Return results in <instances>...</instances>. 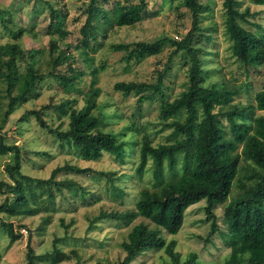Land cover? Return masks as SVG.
I'll return each mask as SVG.
<instances>
[{
	"label": "trees",
	"instance_id": "obj_1",
	"mask_svg": "<svg viewBox=\"0 0 264 264\" xmlns=\"http://www.w3.org/2000/svg\"><path fill=\"white\" fill-rule=\"evenodd\" d=\"M124 1L123 4L115 3L116 7H112L110 14L103 8V3L108 0H89L84 11L85 21L79 29L80 38L74 45H68L66 51L61 50L52 37L47 50H24L20 39L25 29L6 20V16L13 14L11 11L0 9L1 24L12 40L0 47V67L1 64L6 67V73L0 79V99L6 100L5 110L0 115V133L9 114L17 105L34 96L40 83L54 79L69 94L77 92V83L89 75L91 86L84 95L81 108L74 107L77 101L73 98L41 108V112L56 109L61 115L67 116L66 130L49 129L40 111H30L28 114L58 141L73 146L83 160L98 161L104 154H108L123 165L126 164L124 158L135 149L137 175H141L149 164L154 181L163 184L165 172L173 174L177 167L179 170L176 179L164 183L159 190L142 189L138 192L132 209L119 214L101 213L96 218L117 220L124 225L141 218L154 226L150 229L146 224L139 223L127 233L121 243L125 257L118 264H130L140 253L149 250H165L177 263L179 255L173 253L174 242L167 245L160 231L168 236H176L183 225L186 209L201 201L206 203L205 221L211 222L205 238L209 242L218 230L214 207L227 201L235 182L241 194L231 199L222 211L231 239L230 254L224 264H264V141L253 134V121L258 117L255 113L264 111V82L254 95V104L250 105L233 103L243 86L230 82L207 86L203 54L206 52V44L213 41L212 34L216 32L215 22L209 19L211 10L200 0H170L181 3L190 13L191 29L179 40L164 37L134 45L113 44V51L126 52L124 61L127 63L140 62L149 57L150 50L161 49L165 45L172 48L164 68L156 73L154 83L119 82L114 84L113 90L126 97L137 95V106L158 96L159 124L162 129L171 130L174 140L167 144L153 145L148 135H142L139 139L126 141L125 132L134 131L136 128L133 125L119 133L107 131L105 117L96 102L100 95V90L94 88L98 70L93 69V59L89 52L98 36H105L102 25L131 27L142 20L148 0ZM248 1L256 6H264V0ZM36 2L39 5L38 15L48 11L49 28L64 22V11L61 8L55 7L49 0ZM222 5L224 34L230 42L232 56L242 66L248 80L252 73L250 69L258 74L259 67L264 70V38L244 29L239 22L251 24L248 19L254 18L256 13L248 7L240 11L237 0H223ZM255 27L260 28L258 25ZM71 47L75 53H70ZM74 54H77L78 60ZM178 54L180 67L186 69L187 85L184 91L169 101L166 99L168 88L165 80ZM76 62H82L83 68L75 66ZM62 67L64 71L61 73L59 69ZM244 86L247 93L249 82ZM7 153L11 161L4 170L9 182H0V195H6L0 204V214L8 217L37 215L39 210L34 206L39 197L33 191L34 183L50 201L54 197L51 188L62 192L64 183L70 193L80 198L85 194L83 187L76 183L69 184L68 181L57 182L56 177L61 173L88 175L91 172L89 169L65 164L54 168L48 179L37 180L22 173L21 149L16 145H6L4 136L0 135V156ZM241 157L246 163L254 165L252 168L247 163L251 171L245 176L246 181L237 179ZM110 181L113 194L123 198V189L114 185L112 179ZM0 227L6 231L10 243L19 239L10 223L2 222ZM27 249L26 264H36L39 257L30 245ZM45 257L53 263L68 258L58 250ZM195 259L193 255L182 264H194Z\"/></svg>",
	"mask_w": 264,
	"mask_h": 264
},
{
	"label": "rangeland",
	"instance_id": "obj_2",
	"mask_svg": "<svg viewBox=\"0 0 264 264\" xmlns=\"http://www.w3.org/2000/svg\"><path fill=\"white\" fill-rule=\"evenodd\" d=\"M49 1L64 11V22L60 26L53 25L49 28L48 11L38 15L39 5L36 0H0V9L13 13L10 17L6 16V20L25 29L20 39L24 50H47L52 37L58 42L59 48L66 51L68 45H74L80 38L79 29L85 21L84 11L89 0ZM200 1L208 5L211 10L209 19L216 25V32L212 34L213 41L206 44V52L203 54L205 84L209 86L212 83L230 82L243 86L240 95L233 103L254 104V95L264 82L263 68H258L259 74L250 69L252 73L249 79H246L244 69L232 56L230 42L224 34L223 0ZM237 1L240 11L248 7L251 12L256 13L254 18L248 19L251 24L239 22L240 25L264 38V6L253 5L248 0ZM115 3L123 4L125 1L108 0L103 3L104 10L111 14L112 7L114 5L116 7ZM209 21L204 22L203 26ZM191 23L190 13L181 3L170 0H148V7L142 15V20L137 24L121 28L102 25L105 36H98L97 42L91 44L89 55L93 59V69L98 70L94 88L100 90V95L96 102L105 117L107 131L119 133L122 129L133 125L137 130L126 131L124 138L126 141L139 139L142 135H148L153 145L167 144L174 140L171 130L162 129L159 124L158 96L150 102L137 106V95L126 97L113 90L114 84L119 82L154 83L156 73L164 68L172 48L165 45L161 49L150 50V56L140 62L127 63L124 61L126 52L113 51L112 45L148 43L164 37L179 40L191 29ZM11 41L10 34L0 21V47ZM70 53H75L72 47ZM74 55L78 60L77 54ZM179 55L174 58L173 68L165 80L168 88L166 99L169 101L184 91L187 85L186 69L180 67ZM1 66L0 79L6 73L5 65L1 64ZM20 66L22 70L23 63ZM75 66L81 69L83 63L76 62ZM59 70L62 73L64 67ZM247 81L249 90L246 93L244 84ZM90 86L91 76L86 75L77 83V92L66 94L54 79H47L38 85L34 96L17 105L7 117L0 135L4 136L6 145H16L21 149V171L25 176L45 180L50 177L54 168L65 164L87 168L91 172L88 175L61 173L56 177L57 182L68 181L69 184L76 183L77 186L83 187L85 194L81 198L73 192L70 193L68 186L63 182L62 192L51 188L54 197L50 201L34 183L33 191L35 196L39 197V201L34 206L39 210L37 215L8 217L0 214V224L10 223L14 233L19 236L18 240L10 243L6 231L0 227V264H26L28 245L39 257L36 264H118L125 257L121 243L127 233L139 223L146 224L150 229L154 228L147 220L141 218L126 225L117 220H96V218L101 213L119 214L132 209L138 192L142 189L159 190L164 183L176 179L178 167L173 174L165 172V181L161 184L154 181L149 164L141 175L135 173L138 162L135 149L130 156L124 158L126 164L123 165L108 154H104L98 161L83 160L73 146L58 141L28 114L30 111L41 112L42 107L57 105L67 98L76 99L77 104L74 107L79 109L84 105V95ZM5 103V99H0V115L5 110ZM255 114L258 117L253 121V134L264 141V111H256ZM41 117L51 130L67 128L68 117L61 115L56 109L41 112ZM9 161H11L9 153L0 156V182H9L4 170ZM247 163L254 168L252 163ZM247 163L241 157L237 179L246 181L245 176L251 171ZM110 178L114 185L123 189L125 193L123 198L113 194ZM240 194L241 190L235 182L227 201L214 207L218 230L209 242H206L205 238L210 231L211 222L205 221V201L186 209L183 225L176 236H168L164 231H160V236L167 245L174 242L173 253L179 255L177 263L165 250H149L140 253L130 264H182L193 255L196 257L194 264H224L230 254L231 239L222 218V211L231 199ZM5 197L6 195H0V204ZM31 205L34 203L31 202ZM55 250L66 254L68 258L56 263L51 262L45 256L53 254Z\"/></svg>",
	"mask_w": 264,
	"mask_h": 264
}]
</instances>
